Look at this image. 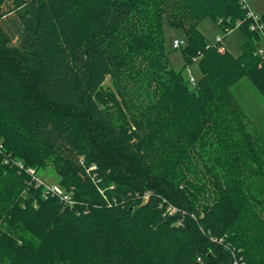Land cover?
<instances>
[{"label": "trees", "instance_id": "16d2710c", "mask_svg": "<svg viewBox=\"0 0 264 264\" xmlns=\"http://www.w3.org/2000/svg\"><path fill=\"white\" fill-rule=\"evenodd\" d=\"M246 12L0 0V264H264V134L232 90L247 78L264 97ZM165 15L185 31L195 83L169 64ZM206 17L240 21L239 54L207 40ZM48 167L73 204L28 170Z\"/></svg>", "mask_w": 264, "mask_h": 264}, {"label": "rangeland", "instance_id": "374dc122", "mask_svg": "<svg viewBox=\"0 0 264 264\" xmlns=\"http://www.w3.org/2000/svg\"><path fill=\"white\" fill-rule=\"evenodd\" d=\"M254 12L262 14L264 12V0H246ZM164 30H165V45L168 52L169 64L175 70H183V74L186 77L193 75L198 78L201 75V71L197 60L189 66H185V57L183 53V46L179 48L173 47L175 39L185 40L186 35L182 27H173L170 25L168 17L164 18ZM199 29L204 33L207 40L211 44H216V37L221 36L222 41L218 42L220 51L224 52L226 49L234 54L241 52V44L245 39V34L240 26V23L231 29H224L218 25V23L211 17H206L199 22ZM264 60H261L260 66ZM105 87L114 89L112 79L108 76L105 83ZM236 98L238 99L242 109L247 115L248 119L264 134V97L257 90V88L247 79L242 78L232 88ZM30 173L39 178L47 184L58 183V176L53 168L48 167L41 169L38 172L34 168H29ZM176 207L171 203L167 205V211L175 212Z\"/></svg>", "mask_w": 264, "mask_h": 264}, {"label": "built area", "instance_id": "2783aa9c", "mask_svg": "<svg viewBox=\"0 0 264 264\" xmlns=\"http://www.w3.org/2000/svg\"><path fill=\"white\" fill-rule=\"evenodd\" d=\"M243 2V7L247 8V17L250 19V29L258 33L262 39L261 44L258 46L256 50V54H258L263 60H264V21L262 19V14L254 12L248 2L246 0H242ZM238 24L240 21L237 22ZM222 41L221 36L216 37V44L220 50V46L218 42ZM185 44V40H178L175 39L173 42V47L174 48H179L182 45ZM215 44V45H216ZM189 79L191 83H195L196 79L193 75H189ZM32 173L34 171L30 170ZM36 181L38 185L43 186V190L45 192V195H52V196H57L60 198L62 201L73 204V199L71 196V193L67 192L60 184L58 183H53V184H47L46 182L42 181L39 178H36Z\"/></svg>", "mask_w": 264, "mask_h": 264}]
</instances>
